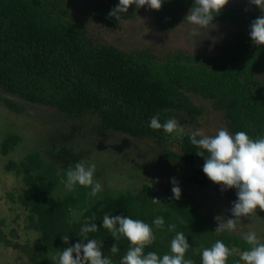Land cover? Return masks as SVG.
<instances>
[{"label": "trees", "instance_id": "trees-1", "mask_svg": "<svg viewBox=\"0 0 264 264\" xmlns=\"http://www.w3.org/2000/svg\"><path fill=\"white\" fill-rule=\"evenodd\" d=\"M118 3L97 0L89 9V17L112 27L121 16L134 15L135 4H124L123 0L124 10L109 15ZM192 4L193 0H162L161 7L153 9L154 21L170 30ZM244 10H220L213 18L229 21L236 28L234 44L226 43L214 54L178 50L158 58L149 50L128 52L111 43L96 42L72 14L70 0H0V100L19 114L30 104H37L79 121L72 140L71 133L59 135L62 132L56 130L59 136L48 153L51 160L35 151L3 164L5 171L22 182L18 195H7L23 210L24 228L33 236L19 240L15 228L8 229L9 223L0 216V245L20 253L26 264H57L59 250L80 240L85 217L95 216L99 225L105 213L129 215L149 224L154 217L163 216L165 227L153 226L156 238L145 252H167L174 235L167 224L175 223L176 230L187 236L191 247L185 255L195 264H200L199 249L217 239L231 249L228 264L239 259L241 251L249 247L242 235L235 230L214 231L217 226L184 196L177 199L171 190L151 181L114 192L101 190L91 196L88 187L77 185L67 190L63 176L86 148L76 145L87 127L100 138L117 132L152 140L162 159L176 162V167L172 165L176 170L183 163L187 169L204 174V158L196 154L200 149L190 142L192 132L182 127L183 131L165 133L148 127L155 113L161 121L174 116L180 126L196 122L205 105L195 102V97L211 101L230 132L245 131L252 137L264 134V82L258 76L264 71V44L252 43L248 34L258 14ZM21 141L18 132H7L0 142V156L13 151ZM261 212L264 214L257 207L252 213ZM63 235L69 236L67 242L61 239ZM88 237L102 240L104 254L115 264L129 244L121 236L115 241L120 252L112 254L108 249L114 240L106 228L99 227Z\"/></svg>", "mask_w": 264, "mask_h": 264}, {"label": "rangeland", "instance_id": "rangeland-1", "mask_svg": "<svg viewBox=\"0 0 264 264\" xmlns=\"http://www.w3.org/2000/svg\"><path fill=\"white\" fill-rule=\"evenodd\" d=\"M70 3L72 14L81 21L90 37L96 42L111 43L128 52L149 50L158 58L178 50L190 54H214L226 43L233 44L236 38V28L229 21H213L215 27L207 29L206 35L202 31L201 35L195 37L193 47L189 35L191 25L184 20L191 8L189 6L182 17L174 22L173 27L165 30L155 23L153 9L147 5L132 7L133 16H121L117 25L107 27L89 17V9L95 6L97 0H70ZM244 5L257 12L260 10L250 0H228L223 8ZM128 10H131L130 7ZM258 76L264 82V71L258 73ZM194 100L205 105V112L196 122L185 123L181 127L192 133L201 130L203 134L215 135L219 127H224L221 112L215 110L208 99L195 97ZM76 125H79V121L71 120L50 107L30 104L25 113L19 114L10 111L0 100V142L9 131L18 132L22 136L21 143L13 151L0 156V216L9 223L8 229L15 228L21 241L31 238L33 234L25 230L23 210L7 193L12 192L16 196L23 186L18 177L3 169V164L7 159L18 160L24 154L35 151L42 152L46 160H51L48 153L52 149L53 140L57 138L56 130L62 132L59 135L71 133L72 140L77 136ZM90 129L87 127L80 143L75 144L78 148L86 147L79 152L83 154L78 161L84 159L95 164L94 177L101 183L102 190L114 192L134 188L143 181H151L171 190V179L175 178L181 189L180 196L196 204L212 224L217 226L215 217L218 215L225 219L232 217L230 209L236 199L234 188L222 190L219 184L215 185L205 174L190 167L187 169L188 166L183 163L176 170V162L162 159V153L154 149L156 143L152 140L117 132H110L106 137L100 138ZM171 147L177 151L176 145ZM248 230L255 231L264 240L262 212L250 213L237 219L235 231L242 235ZM0 264H26V261L14 249L0 245Z\"/></svg>", "mask_w": 264, "mask_h": 264}, {"label": "clouds", "instance_id": "clouds-1", "mask_svg": "<svg viewBox=\"0 0 264 264\" xmlns=\"http://www.w3.org/2000/svg\"><path fill=\"white\" fill-rule=\"evenodd\" d=\"M264 12V0H250ZM124 4H135L137 8L147 5L152 9H159L162 0H123ZM228 3V0H193V4L184 17L190 25L189 35L192 46L195 37L206 35V30L214 28L213 18ZM122 0L109 15L116 16L123 11ZM249 36L252 43L264 44V15L255 18L249 26ZM215 42V38H213ZM148 127L162 129L165 133L183 131L174 116L161 121L159 113L149 118ZM190 142L200 149L197 155L204 158L202 171L212 182L221 186V189L235 188L236 199L232 202L231 218L215 217L217 227L214 231L235 230L237 219L246 216L257 207L264 210V134L256 137L250 136L245 131L230 132L227 127H219L215 135L203 134L201 130L190 134ZM95 164L81 159L74 165L64 170L63 182L65 188L73 190L77 185L88 187L89 195L95 196L102 190L101 183L94 179ZM171 191L175 198H179L181 189L175 178L171 179ZM153 201H158L153 199ZM81 224L80 240L69 247L59 250L57 264H115L111 256L104 254L103 241L89 238V233H94L99 227L106 228L114 240L108 251L112 254L120 252L115 242L121 236L129 244L124 254L119 258V264H195L194 260L186 257V252L191 247L187 236L182 231L176 230L175 223H168L167 229L174 232L169 250L163 254L154 251L145 252V247L155 240L153 226L165 227L163 216L153 218L151 224L141 219H134L129 215H109L105 213L98 225L95 216L85 217ZM182 222V221H181ZM242 238L249 245L241 251L239 259L232 264H264V240L255 231L248 230ZM64 242L69 240L68 235H63ZM75 254V256L73 255ZM231 249L220 239L209 247L199 249L200 264H228Z\"/></svg>", "mask_w": 264, "mask_h": 264}, {"label": "flooded vegetation", "instance_id": "flooded-vegetation-1", "mask_svg": "<svg viewBox=\"0 0 264 264\" xmlns=\"http://www.w3.org/2000/svg\"><path fill=\"white\" fill-rule=\"evenodd\" d=\"M234 8H244L245 10H244V12H246V13H254V12H256V14H258V16H259V14H262L263 12L261 11V9L259 10V12H257L255 9H253V8H251L250 6H247V5H244V6H236V7H226V8H222L221 10H223V11H225V10H229V9H234ZM213 21H215V22H220V20L219 19H213ZM231 38V37H230ZM235 40H236V38H235ZM234 40V41H235ZM232 44V43H231ZM233 44H234V42H233Z\"/></svg>", "mask_w": 264, "mask_h": 264}, {"label": "bare ground", "instance_id": "bare-ground-1", "mask_svg": "<svg viewBox=\"0 0 264 264\" xmlns=\"http://www.w3.org/2000/svg\"><path fill=\"white\" fill-rule=\"evenodd\" d=\"M37 152V151H36ZM42 193V192H41ZM61 196V195H60ZM54 214V213H53ZM43 216V215H42ZM37 217V216H36ZM50 223V222H49ZM45 225V224H44ZM48 225V224H47Z\"/></svg>", "mask_w": 264, "mask_h": 264}]
</instances>
